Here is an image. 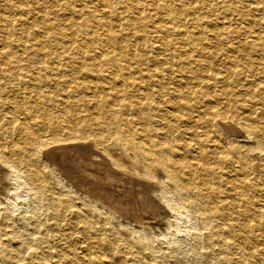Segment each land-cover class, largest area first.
I'll return each mask as SVG.
<instances>
[{
	"label": "bare ground",
	"instance_id": "6f19581e",
	"mask_svg": "<svg viewBox=\"0 0 264 264\" xmlns=\"http://www.w3.org/2000/svg\"><path fill=\"white\" fill-rule=\"evenodd\" d=\"M119 1L122 9L135 7L156 16L162 14L170 19V28L182 26L184 37L180 45L161 41L155 48L161 50L162 55L148 57L143 53L105 49L95 54L91 46L77 44L79 51L37 53L34 61L27 55L35 49L34 45H39L37 43L20 44V51L14 53L0 48V188L9 191L8 179L15 171L19 172L29 189L38 193L47 207L54 210L50 213L52 218L61 219L60 213L55 211L61 200L45 194L43 171L36 167L38 154H41L52 172L64 175L71 183L69 187L78 189L81 197L93 200L90 201L93 208L97 202L107 214L137 223L142 230L149 227L152 220L163 219L159 212L164 204L169 206L161 195V190H165L175 192L180 202L191 203L199 215L204 210L207 217L217 216L216 229L232 232L244 244H264L263 235L248 238L240 234L249 229H264V181L260 182L259 177L264 173V122L262 125L246 122L244 107L245 101L251 107L254 104L264 106V40L251 39L247 49L246 44H241L248 61L239 64L231 59L223 74L210 76L212 80L230 78L239 73L240 65L251 77L249 82L262 87L259 97L256 99L247 93V100H235L231 107L227 93L220 92L210 96L217 100L222 95L226 104L224 110H218L212 103L205 112L198 111L191 116L188 109L195 96L193 92L189 96L192 74L196 68H207L202 61L209 58L208 53L215 56L221 52L218 46L223 41L214 37L215 45L209 50L201 38L192 36L190 26L183 24L187 20L199 27L203 18H190L189 13L190 9L202 10L205 3L193 0ZM103 2L110 13L116 9L112 0ZM112 36L113 32L108 31L106 41L110 47H115ZM46 37L52 38L49 45L52 49L57 35ZM70 37L68 45L74 44L77 36L71 33ZM63 43L65 47L66 42ZM83 48L85 51L81 50ZM171 77L176 83L171 82ZM81 90L91 92L103 105L109 103L103 99L111 100L104 118L100 104L90 107L85 97L74 94ZM162 103L168 109H161L159 104ZM78 109L88 117L89 125H84ZM129 112L132 113L130 117ZM239 113L241 122L237 123L232 115ZM192 122L198 125L199 131H188L191 134L188 142L173 145L167 135L177 134L186 123L191 124L189 130ZM211 127L220 133L225 130L245 133L251 137L252 144L230 150L225 144H216ZM195 135L215 143L209 153L205 151L204 160L202 147L194 150L190 160L184 158L185 148L195 147L200 140L195 139ZM181 153L184 157L178 156ZM251 154L258 158L254 180L250 176ZM191 168H195L196 174H184V177L182 173L180 177L181 172L190 174ZM193 178L198 180V185L191 181ZM1 181L7 182L1 186ZM33 218L37 223L35 213ZM80 222L88 225L85 219ZM73 253L66 252L65 258L70 259ZM249 256L252 255L249 253ZM81 258H76L77 264L93 262L87 255ZM9 262L0 255L1 264Z\"/></svg>",
	"mask_w": 264,
	"mask_h": 264
},
{
	"label": "rangeland",
	"instance_id": "374dc122",
	"mask_svg": "<svg viewBox=\"0 0 264 264\" xmlns=\"http://www.w3.org/2000/svg\"><path fill=\"white\" fill-rule=\"evenodd\" d=\"M138 1L143 3V0ZM150 1L146 0L147 3ZM193 1L205 3L203 4L205 8L199 10V13L192 9L189 13L190 18L197 16L203 18V23L198 27L186 20L183 24L190 26L192 36L201 38L209 50L215 45L214 37L222 38L223 41L218 46L221 52L215 56L212 52L208 53L209 58L202 61L207 68L205 66L201 69L196 68L192 74L189 96H192V92L195 96L192 99V107L188 109L189 115L197 114L198 111L205 112L212 103L218 110H224L226 104L223 103L225 99L222 95L217 100L210 96H217L220 92L227 93L231 107L235 100L237 102L247 100V93L253 94L257 99L262 87L258 83L249 82L251 77L247 76L240 65L239 73L230 78L212 80L210 76L223 74L231 59L244 64L249 58L245 55L246 51L242 45L246 44L247 49L251 39L258 37L264 40V0ZM112 3L116 9L110 13L103 0H0V48H4L7 53H14L20 51V44L37 43L39 45L37 47L34 45L35 49L27 55H30L29 59L33 61L35 56H38L37 53H44L41 55H46L49 51L61 53L65 49L66 52L79 51L77 44L91 46L95 54H98V50L105 49L110 52L117 50L123 53H143L150 57L162 55V51L155 48L161 41L176 44L182 41L183 27L170 28L171 21L168 17L162 14L156 16L146 10L138 11L134 4L133 9H122L119 0H112ZM108 31L113 32L115 47H110L106 41ZM71 33L77 36L75 45L67 44ZM46 35H57L56 44L52 49L49 48L52 38L48 39ZM139 36H142L144 41H141ZM9 40L12 42L9 43ZM62 41L66 42L65 47ZM173 68L176 70V67ZM171 82L176 83L174 77H171ZM74 94H78L77 97H85L90 107L100 104L101 117L107 115L111 102L109 98L103 99L109 102L103 105L102 100L95 99L91 92L81 90ZM244 103L247 111L246 122L262 125L264 106L258 107V104H254L251 107L248 101ZM159 107L168 109L164 103L159 104ZM77 111L80 112L84 125H89L90 121L83 111L81 109ZM1 114L0 109V118ZM244 114L243 112V116ZM128 116H132V113L129 112ZM232 116L237 123L241 122L240 113ZM185 125L179 128L177 134L166 136L171 138L173 145L188 142L191 135L189 132L200 129L194 122L189 130L191 124ZM225 131L220 133L216 128H210L216 144H225L230 150L252 144L251 137H247L245 133L238 131L234 134L232 131ZM194 138L199 137L195 135ZM228 142L230 143L227 144ZM214 144L208 142L207 137H203L198 140L195 147L185 148L186 153L184 150L181 151L185 157L183 153L178 156L190 160L194 150L202 147L204 160L205 151L209 153ZM41 156L38 154L36 167L43 171L42 184L45 194L61 200L55 211L60 213L62 218H52L50 213L54 210L47 207L39 194L30 190L28 184L19 176L20 173L15 171L8 182L6 181L9 183V191L0 188V255L2 259L7 258L9 264H77L76 258L84 255L92 258L93 262L90 264H264V244L258 246L244 244L232 232L216 229L217 216L207 217L204 210L200 216L191 203L180 202L175 192L161 190L162 197L169 202V206L164 204L163 210L159 212V215L164 217L162 220L158 218L152 220L149 227L142 230L137 223L131 224L127 219L107 214L98 207L97 202V206L93 208L90 202L93 200L81 197L78 189L69 187L71 183L65 176L52 172ZM257 159L256 155L251 154L250 176L253 180L254 173L258 171ZM193 169L195 168H191L190 174L179 173L180 177L182 178L184 174H196L197 171ZM259 177L260 182L264 181V173ZM191 181L198 185L197 179L193 178ZM1 182V186L6 183ZM224 187V185L221 187L222 190ZM34 213L37 223L33 218ZM81 219H85L88 225L86 222H80ZM203 219L207 222L203 223ZM136 229L138 231L135 233ZM240 234L248 238H259L261 235L264 236V229L257 231L249 229L248 232ZM66 252H74L75 255L67 259ZM249 253L252 256H249ZM80 264L85 262L82 261Z\"/></svg>",
	"mask_w": 264,
	"mask_h": 264
}]
</instances>
